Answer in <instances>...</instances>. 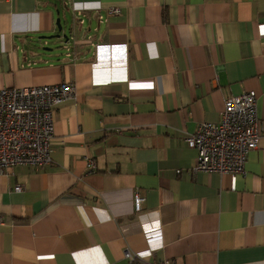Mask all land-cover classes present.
Wrapping results in <instances>:
<instances>
[{
    "label": "crops",
    "instance_id": "1",
    "mask_svg": "<svg viewBox=\"0 0 264 264\" xmlns=\"http://www.w3.org/2000/svg\"><path fill=\"white\" fill-rule=\"evenodd\" d=\"M59 81L50 164L0 175V264H264V0H0V88ZM250 89L245 171L193 173L186 134Z\"/></svg>",
    "mask_w": 264,
    "mask_h": 264
},
{
    "label": "built area",
    "instance_id": "2",
    "mask_svg": "<svg viewBox=\"0 0 264 264\" xmlns=\"http://www.w3.org/2000/svg\"><path fill=\"white\" fill-rule=\"evenodd\" d=\"M119 13L120 9L114 6L106 10L107 16ZM75 95V86L69 81L0 88V175L7 176L17 165L50 164L54 108ZM259 138L257 92L250 89L229 96L223 102L218 122H198L195 131L186 134L187 146L195 151L191 171L243 173L247 155L257 147ZM87 162L89 168H94L91 160ZM20 189L19 185L14 186L16 191ZM143 201V196L133 192L135 211L141 209ZM123 256L126 264L142 259L130 250H125ZM141 261L143 264H175L169 259L159 263Z\"/></svg>",
    "mask_w": 264,
    "mask_h": 264
},
{
    "label": "water",
    "instance_id": "3",
    "mask_svg": "<svg viewBox=\"0 0 264 264\" xmlns=\"http://www.w3.org/2000/svg\"><path fill=\"white\" fill-rule=\"evenodd\" d=\"M55 25H56V28H57V33L50 34V35H39V36H37L36 40L49 39V38H52V37H59V36L65 37V34H61L60 33L61 30H62V25L60 23L59 17L56 18ZM42 49L43 50H51V48H46V47H43Z\"/></svg>",
    "mask_w": 264,
    "mask_h": 264
},
{
    "label": "rangeland",
    "instance_id": "4",
    "mask_svg": "<svg viewBox=\"0 0 264 264\" xmlns=\"http://www.w3.org/2000/svg\"><path fill=\"white\" fill-rule=\"evenodd\" d=\"M90 166V165H89ZM172 260V259H171Z\"/></svg>",
    "mask_w": 264,
    "mask_h": 264
}]
</instances>
